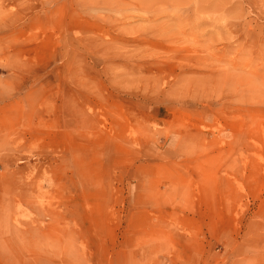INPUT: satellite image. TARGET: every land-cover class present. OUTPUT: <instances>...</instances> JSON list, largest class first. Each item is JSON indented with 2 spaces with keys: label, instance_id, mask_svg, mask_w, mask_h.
<instances>
[{
  "label": "rangeland",
  "instance_id": "rangeland-1",
  "mask_svg": "<svg viewBox=\"0 0 264 264\" xmlns=\"http://www.w3.org/2000/svg\"><path fill=\"white\" fill-rule=\"evenodd\" d=\"M0 264H264V0H0Z\"/></svg>",
  "mask_w": 264,
  "mask_h": 264
}]
</instances>
